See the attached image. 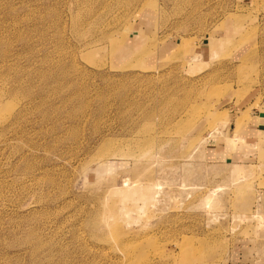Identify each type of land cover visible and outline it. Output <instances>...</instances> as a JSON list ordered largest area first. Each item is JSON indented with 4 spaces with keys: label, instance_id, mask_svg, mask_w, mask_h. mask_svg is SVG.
<instances>
[{
    "label": "rangeland",
    "instance_id": "374dc122",
    "mask_svg": "<svg viewBox=\"0 0 264 264\" xmlns=\"http://www.w3.org/2000/svg\"><path fill=\"white\" fill-rule=\"evenodd\" d=\"M263 115L264 0H0V264H264Z\"/></svg>",
    "mask_w": 264,
    "mask_h": 264
},
{
    "label": "crops",
    "instance_id": "0c3cea01",
    "mask_svg": "<svg viewBox=\"0 0 264 264\" xmlns=\"http://www.w3.org/2000/svg\"><path fill=\"white\" fill-rule=\"evenodd\" d=\"M178 46H179V44H178ZM194 54H196V55L193 56V57H197L198 61L200 60L201 57H202V59H204V57L208 56L207 55V49H205V48L197 49L196 51H194L193 54H191V56L194 55ZM199 55H201V56H199ZM263 116H261V117H263ZM220 129L223 130L222 128H220ZM212 140L217 143V147H214V149L210 150L214 154L215 158L216 159L221 158V160L228 159V157L231 156L230 152L232 151V149L230 147L226 148V141H224L225 143H223V141H221L220 139L219 140L212 139ZM242 156L245 157V155H242Z\"/></svg>",
    "mask_w": 264,
    "mask_h": 264
},
{
    "label": "bare ground",
    "instance_id": "6f19581e",
    "mask_svg": "<svg viewBox=\"0 0 264 264\" xmlns=\"http://www.w3.org/2000/svg\"><path fill=\"white\" fill-rule=\"evenodd\" d=\"M182 44H184V43H182ZM180 47H182V45H181ZM180 49H181V48H180ZM180 49H179V50H180ZM179 50H178V51H179ZM241 124H242V123H239L238 125H241ZM239 128H240V127H239ZM241 128H242V127H241ZM238 130H239V129H238ZM221 132L223 133V130H221ZM214 139H215V140H219V139H221V137H215ZM214 195L216 196L217 194L215 193ZM188 258H189V257H188ZM190 259H191V258H190Z\"/></svg>",
    "mask_w": 264,
    "mask_h": 264
}]
</instances>
